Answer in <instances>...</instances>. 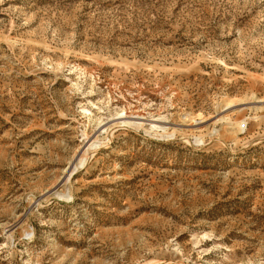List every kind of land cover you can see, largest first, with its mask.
Segmentation results:
<instances>
[{"label":"rangeland","instance_id":"rangeland-1","mask_svg":"<svg viewBox=\"0 0 264 264\" xmlns=\"http://www.w3.org/2000/svg\"><path fill=\"white\" fill-rule=\"evenodd\" d=\"M0 264H264V0H0Z\"/></svg>","mask_w":264,"mask_h":264},{"label":"bare ground","instance_id":"bare-ground-1","mask_svg":"<svg viewBox=\"0 0 264 264\" xmlns=\"http://www.w3.org/2000/svg\"><path fill=\"white\" fill-rule=\"evenodd\" d=\"M82 156H83V155H81L80 157H82ZM80 159H81V158H80ZM55 187H56V186H55ZM60 196H61V195H60ZM64 197L67 198V196H65V195H64ZM19 223H20V222H19ZM30 233H31V232L28 231V232H27V235H29Z\"/></svg>","mask_w":264,"mask_h":264}]
</instances>
